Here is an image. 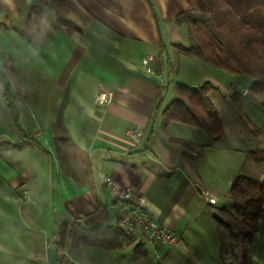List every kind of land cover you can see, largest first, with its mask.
Listing matches in <instances>:
<instances>
[{"label": "crops", "instance_id": "1", "mask_svg": "<svg viewBox=\"0 0 264 264\" xmlns=\"http://www.w3.org/2000/svg\"><path fill=\"white\" fill-rule=\"evenodd\" d=\"M75 1L68 13L75 27L68 28L45 0H0V264H224L215 216L226 219L222 213L235 206L237 175L264 180V167L248 155L264 149L240 148L222 118L224 133L212 138L163 115L179 83L213 84L216 108L214 96L223 93L218 81L199 77L201 60L178 49L190 37L176 16L207 11L205 1ZM184 63L198 69L196 78L181 79ZM104 92L112 100L100 104L96 97ZM255 93L262 107L264 91ZM259 107L245 117L264 125ZM61 114L64 130L57 131ZM130 129L143 131L140 146L126 137ZM107 176L139 191L154 219L179 235V245H140L139 257L127 237L113 248L69 237L64 251L47 247L73 225L119 229L122 202ZM261 218L246 264H264Z\"/></svg>", "mask_w": 264, "mask_h": 264}, {"label": "trees", "instance_id": "2", "mask_svg": "<svg viewBox=\"0 0 264 264\" xmlns=\"http://www.w3.org/2000/svg\"><path fill=\"white\" fill-rule=\"evenodd\" d=\"M204 1L207 11L185 10L176 16L175 23L188 26L190 37L189 45L178 46L179 51L187 57L199 59L231 74L246 75L253 80L252 90L263 92L264 0ZM46 3L55 10L59 26L75 27L62 16L63 11L76 10L75 0H48ZM176 88L178 97L165 108V119L204 128L212 138L221 136L224 133V125L210 98V93L218 89L210 82L196 87L179 83ZM228 101L237 115L245 119L241 92L232 93ZM261 105L264 110V100ZM55 129L64 130L62 114L55 124ZM248 155L255 163L264 167V150L251 151ZM231 195L238 214L227 219L215 216L217 223L222 227L220 237L223 263L232 264L240 258L238 264H246L247 244H251L257 232L263 211L264 180L239 174L233 180ZM242 236L248 239L242 241L243 247L240 246ZM68 237L76 244L86 243L113 248L121 245V237L127 236L120 228L115 231L100 227L86 230L73 225L68 234L65 228H62L57 244L58 251H64ZM139 248L143 246H137L136 257L140 256V251L137 250ZM238 248L243 249L241 257L237 252ZM229 254L232 260L228 263L225 255Z\"/></svg>", "mask_w": 264, "mask_h": 264}, {"label": "rangeland", "instance_id": "3", "mask_svg": "<svg viewBox=\"0 0 264 264\" xmlns=\"http://www.w3.org/2000/svg\"><path fill=\"white\" fill-rule=\"evenodd\" d=\"M48 1V0H45ZM71 11H63L62 12V16L67 20H68V13ZM49 14H47L48 16ZM200 62L199 64H201L199 73H198V69L194 68L193 65H189L190 63H184L182 64V68H181V75L182 78L183 77H193L196 78V74H199V77L201 76H206L208 81L210 79H212L213 81H218V83L221 85V91L223 93L219 94L218 96H214V101L217 105V108L220 111V115L222 120L224 121L225 127H226V131H227V135L229 136L230 139H232L233 141H235V144H237L240 148L243 147H247L249 150L250 149H264V125H261V121L260 120V124L258 123V120L251 118V119H241L237 113L235 112L234 109H232L233 107L230 106V104L226 101V93H228V90H232L233 93L236 92H242L244 88H248V93L247 96L244 95L243 93H241V104L243 106V112L244 114H246L247 116L252 114V111L255 112V115L257 114V110L258 107L260 106L258 103V99H259V95H256L255 91L252 90L251 86H252V79L246 75H242V74H231L223 69H219L216 68L214 66H211L207 63L201 62V61H197ZM195 70V71H194ZM195 72V73H194ZM193 74V75H192ZM200 81V80H197ZM198 83H203V82H198ZM200 84V85H201ZM223 94V95H222ZM255 98V99H254ZM251 99L255 100V103L251 102ZM257 99V100H256ZM228 104V105H227ZM252 104H254L256 106V109L253 108ZM251 105V106H249ZM228 106V107H227ZM232 107V108H231ZM262 110V114L264 116V111L262 109V107H259ZM258 119V118H257ZM258 124V125H257ZM235 212L238 214L237 212V207L235 206H229L227 208L226 212H223V217L224 218H228L229 214ZM264 215V204H263V211L260 215L259 221H261V217ZM258 221V224H259ZM248 241V239H246V237L242 236L240 239V246L243 247V243L242 241ZM246 243V242H245ZM245 246V245H244ZM249 248H250V243H249ZM242 251L243 249L238 248L237 252L239 254V256H242ZM65 255V252H64ZM73 254L71 253V251H67V254L65 255L66 258L72 259ZM74 257V256H73ZM153 258V257H152ZM228 260H232V257L229 255H227ZM154 259V258H153ZM240 260V258L238 259V261ZM155 261V259H154ZM238 261L232 264H238ZM155 264H158L155 261Z\"/></svg>", "mask_w": 264, "mask_h": 264}, {"label": "built area", "instance_id": "4", "mask_svg": "<svg viewBox=\"0 0 264 264\" xmlns=\"http://www.w3.org/2000/svg\"><path fill=\"white\" fill-rule=\"evenodd\" d=\"M151 60V56L143 59V63L147 64ZM244 95L248 94V90L242 91ZM112 100L111 93H100L96 97V101L100 104L109 103ZM144 133L139 129H130L126 132V137L135 146H140L143 141ZM105 184L111 192H115L118 200L122 202V207L118 213L117 224L124 234L135 245H150L154 249L158 245L167 248H174L179 245V235L175 230L167 228L159 224L143 204V196L139 191L131 186H123L110 176L105 177ZM22 199L29 198V192L24 190L21 192ZM59 236L54 234L46 242L47 247L57 246ZM67 252H65V255Z\"/></svg>", "mask_w": 264, "mask_h": 264}]
</instances>
